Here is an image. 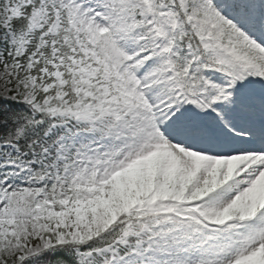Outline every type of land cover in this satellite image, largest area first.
<instances>
[{"label":"snow or ice","instance_id":"obj_1","mask_svg":"<svg viewBox=\"0 0 264 264\" xmlns=\"http://www.w3.org/2000/svg\"><path fill=\"white\" fill-rule=\"evenodd\" d=\"M0 264H264V0H0Z\"/></svg>","mask_w":264,"mask_h":264}]
</instances>
